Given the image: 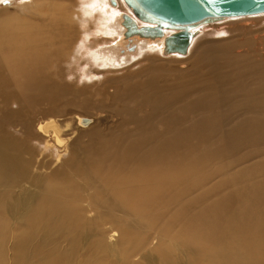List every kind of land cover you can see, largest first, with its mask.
<instances>
[{
  "label": "bare ground",
  "instance_id": "6f19581e",
  "mask_svg": "<svg viewBox=\"0 0 264 264\" xmlns=\"http://www.w3.org/2000/svg\"><path fill=\"white\" fill-rule=\"evenodd\" d=\"M23 2L35 8L37 24L32 17L0 24V102L8 106L0 113L2 132L25 119L12 103L16 82L21 80L33 101L54 102L66 84L81 80L83 38L92 40L90 57L101 65L113 70L126 64L127 69L144 67V58L153 64L159 57L169 64L170 76L152 81L143 75L133 81L144 71L123 77L122 71L113 76L102 72L98 87L114 91L109 113L115 123L110 129L84 116L66 124L48 118L35 125L38 136L50 139L55 149L65 145L70 133H89L86 149L54 169L46 163L34 166L0 136V264H264V155L245 166L252 176L225 166L202 171L174 164L184 141L205 143L217 131L228 158L242 146L264 144L259 88L242 80V72L233 82L231 64L220 61L229 60L233 50L206 51L208 71L200 73L204 59L196 52L192 60L187 54L186 62L163 52L170 32L155 39L126 37L122 16L133 15L123 0ZM210 27L201 24L191 30L189 46H198L199 30L204 36ZM154 47L162 58L156 53L149 57ZM71 76L74 82H69ZM194 92L199 96L190 103H179L181 93ZM204 105L221 110L179 132L180 110L186 114ZM151 123L158 126L156 132ZM23 127L25 133L31 130ZM117 127L123 132L116 137ZM155 232L161 238L150 252L158 253L169 243L177 255L147 259L144 250Z\"/></svg>",
  "mask_w": 264,
  "mask_h": 264
},
{
  "label": "rangeland",
  "instance_id": "374dc122",
  "mask_svg": "<svg viewBox=\"0 0 264 264\" xmlns=\"http://www.w3.org/2000/svg\"><path fill=\"white\" fill-rule=\"evenodd\" d=\"M34 10V7L23 2V0L0 1V24L9 21L14 22L15 20H18V22H29L30 17H32L35 24H37L38 19L37 16H35ZM24 24L20 26H26ZM209 25H212V27H210L208 34L203 36V32L199 30L196 40H201V43L198 46H188L187 53L176 54L175 58L186 62L184 57L187 54H190L192 60L195 58L196 52L197 55L202 56L204 59V64L200 69V73H206L208 71L207 65L210 57L205 54V52L208 50H222L225 46L230 47L233 50L230 59L225 60L220 58V61H228L231 64L230 71L234 76L233 82L237 80L235 74L242 72L244 74L242 80L252 82L259 88L258 100L261 102L260 110L264 113V14H258L247 18L246 20H230L229 22L228 20L220 19L212 21ZM4 26L9 27L11 25H3L2 28H5ZM84 39L85 38L82 39V42L84 43V47L87 45V49L82 47L80 50V62L82 65L79 68L78 74L81 80H76L75 83L66 84L67 89L65 88L61 95H57L54 98V102L48 100L33 101L28 98L23 88V84L20 82L21 80L16 82L14 86H11L15 91V98L12 103H14V106H16L20 113H22L23 117L25 116V119L22 117L24 120H21V124H16V127L12 126L11 129L8 128L5 132L0 130V136L9 140L10 143H13L15 148H19L23 153L22 157L26 160H31L32 164L37 162L39 164L38 167H41L40 165L43 163L48 164L50 170L51 168L54 169L57 166H61L66 158H72L75 152L85 150L87 141L89 140V133L86 132L80 135L78 132H73L65 136L66 142L62 147L63 149L57 147L55 149V146L52 145L53 142L50 139L49 142V140L42 139L38 136L39 134L34 128L38 123L44 122L48 118H53V120L58 123L66 124L71 123V121L74 120V116H84L95 118L99 127H102V125L105 124L110 129V127L114 125L115 122L113 121L115 120L109 113L111 110L110 107L112 106L110 96L114 91L108 87L106 89L99 88L97 85L98 83L96 82V79L100 78L102 72L105 74V70H107L113 76L118 71H122L121 73L123 77L128 76L130 71L132 73L144 71L139 78L133 79V81L139 80L143 75L144 80L152 81L170 76L168 72L170 69L169 64L165 65L162 59L161 61L159 60V57H157V61L153 64L147 63L144 58V67L140 64L127 69L124 68L127 65L126 64L122 66V69L113 70L114 67L109 68L107 65H101L97 60H93L90 57L89 43L92 40L90 38ZM154 48L156 49H152L149 57L152 56L151 54L153 53H156V56L160 55L159 49L157 47ZM135 49L136 46L134 47V50ZM160 57L162 58L161 55ZM74 77L75 76H71L69 82H74L75 80H72ZM106 77L109 79L110 75ZM80 90L81 93H79ZM197 96H199L198 92H194L192 95L181 93L179 103H181V105L188 104ZM14 106L13 108L11 106L9 110L15 111ZM7 107L8 106H5L0 102V113H5ZM220 110V106L208 105L189 111L186 114H183L182 110H180L176 127L179 132H183L194 126L196 121L208 116L210 112H219ZM106 118H108L107 121L104 120ZM23 124L31 127V130H29L28 133L24 132ZM151 124V130L156 132L158 126L154 123ZM1 125L2 123L0 120V126ZM116 129L113 133H115L117 137L120 130V133H122L123 130L120 127H117ZM145 131L146 127L144 126V133ZM30 134H33L35 138L33 139ZM136 134L137 132L135 131L132 134V137ZM219 137L220 134L217 131V133L205 143H195L192 140L184 141L177 148L174 164L189 168H197L202 171L218 169L221 166H225L241 175L252 176L253 170H247L245 169V166L249 163L255 162L264 155V144L260 147L255 145L242 146L232 151L228 158L226 150L222 148L221 142L218 141ZM221 151L224 153L221 154ZM19 160L21 164H24L26 161L23 158H20ZM167 164H170L169 160H167ZM33 165L35 166V164ZM48 171L49 170H46L44 173H49ZM135 238L136 234H133L132 239ZM149 238L150 241H152L150 244H147V247L144 250L147 259L151 257L156 258L158 256L160 259L172 253L177 255V252H175L174 249L171 248L169 250L168 246L171 245L169 243L162 245L158 253L157 251L150 252V250H153L156 246V242L160 241L161 236L158 237V233L155 232L153 234L151 233ZM148 252H150V254H148ZM141 262L147 264L144 261Z\"/></svg>",
  "mask_w": 264,
  "mask_h": 264
},
{
  "label": "water",
  "instance_id": "95a60500",
  "mask_svg": "<svg viewBox=\"0 0 264 264\" xmlns=\"http://www.w3.org/2000/svg\"><path fill=\"white\" fill-rule=\"evenodd\" d=\"M133 17L124 14V35L144 39L162 37L163 52L185 54L192 38L191 30L201 24L226 17H244L264 13V0H123ZM144 23L139 26L138 22Z\"/></svg>",
  "mask_w": 264,
  "mask_h": 264
},
{
  "label": "snow or ice",
  "instance_id": "6c2138e0",
  "mask_svg": "<svg viewBox=\"0 0 264 264\" xmlns=\"http://www.w3.org/2000/svg\"><path fill=\"white\" fill-rule=\"evenodd\" d=\"M113 3H114V0H113Z\"/></svg>",
  "mask_w": 264,
  "mask_h": 264
}]
</instances>
